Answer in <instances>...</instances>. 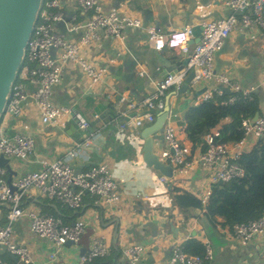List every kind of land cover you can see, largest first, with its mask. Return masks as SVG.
<instances>
[{
	"label": "crops",
	"instance_id": "crops-1",
	"mask_svg": "<svg viewBox=\"0 0 264 264\" xmlns=\"http://www.w3.org/2000/svg\"><path fill=\"white\" fill-rule=\"evenodd\" d=\"M227 1L100 0L106 7H116L122 13L141 18L144 26L127 30L122 40L104 39L90 48L92 60L107 68L104 84L95 91L82 86L80 67L69 64L61 83L54 88L52 99L77 109L97 132L86 155L71 160L75 169L86 171L97 164H108L115 178L123 179L121 198L111 209L99 202L97 196L87 193L82 209L73 211L69 207L63 208L59 202L46 200L33 190L23 205L25 209L34 208L46 214L55 211L59 214L56 217L67 225L80 218H86L88 222L79 246H64L58 258L53 260L54 249L49 242L32 232L29 218L20 219L15 226L16 240L29 246L35 264H77L81 251L89 248L95 236L110 243L111 252L106 256L110 264H129L124 249L133 244L145 247L142 264H169L174 247L185 246L189 240H199L211 248L212 257L206 259V264H264V236L243 244L234 238L233 229L212 223L205 214L206 207L185 212L175 203L174 197L180 191H187L200 200L201 193L210 186L204 167L198 161L201 144L193 145L184 130L187 111L203 101L197 92L206 88L205 83H190L183 93L179 92L181 87L170 88L164 97L165 102L169 99L171 112L179 116L176 136L193 162L175 170L167 182L162 181L165 176L160 171L143 161L142 132L151 124L145 112L126 117L115 108L117 100L123 96L131 101H143L154 92L158 81L186 65L187 57L180 50L169 47L156 50L149 42V28L169 33L223 18L231 13ZM63 3L68 17L75 16L81 21L88 16L73 0H63ZM58 28L66 31L65 26ZM68 37L72 38L74 34L69 33ZM215 66L218 73L252 90L264 110L263 29H247L238 23L217 54ZM107 90L112 91L110 96L106 94ZM123 108L127 109V106L123 105ZM8 122H5L8 134L22 131L36 141L35 152L29 159L9 164L14 170L12 178L41 170L45 164L65 157L71 146L85 138V132L76 121L70 128H67L69 120L64 128L44 126L30 105L26 106L24 115ZM230 122L231 119H226L224 124ZM1 123H4L3 119ZM249 138L251 151L258 141L254 143V137ZM163 145L164 134L161 132L155 137V152H160ZM6 214L7 208L0 204L2 221ZM149 222L158 226V230H154ZM113 247L117 253L112 251ZM2 256L9 262L8 256L11 257L14 264H25L8 254Z\"/></svg>",
	"mask_w": 264,
	"mask_h": 264
},
{
	"label": "built area",
	"instance_id": "built-area-1",
	"mask_svg": "<svg viewBox=\"0 0 264 264\" xmlns=\"http://www.w3.org/2000/svg\"><path fill=\"white\" fill-rule=\"evenodd\" d=\"M73 1L88 15L85 19L78 21L75 16L68 17L63 0H43L25 50L23 65L5 107L2 117L4 123H1L2 120L0 122V204L7 208L4 221L0 218V264H10L3 254L16 256L25 264H35L29 246L16 240V223L24 217L31 221L32 232L47 240L53 247V260L58 258L60 251L69 243L79 246L86 234V218L67 225L54 215L34 208L25 209L23 205L33 190L43 198L59 202L75 211L82 209L87 193L97 196L99 202L111 209L116 207L121 198L123 179L115 178L108 164H97L86 171L75 169L71 160L79 155H86V150L97 132L81 113L75 114L74 107L55 103L52 97L54 88L61 83L65 68L69 64L80 67L83 75L82 86L95 91L104 84L107 68L92 60L90 48L104 39L122 40L127 30L141 29L144 25L141 18L122 13L116 7H106L100 0ZM226 5L231 13L220 19L204 21L203 32L193 45L190 40L194 37V26H186L169 33L149 28V42L156 50L161 51L167 47L180 50L189 58V62L158 81L154 92L143 101H131L125 96L119 98L115 104L116 110L126 117H131L134 113L148 112L145 117L152 123L156 114L150 112L163 110L166 105V92L170 88H180L190 75H193L190 83H205L207 89L200 95L203 101L227 92L231 95L224 101L225 105L233 104L240 98L252 99V90L245 89L227 75L218 73L215 61L238 23L247 29L264 30V0H228ZM60 25L66 27L65 32L59 30ZM69 33L74 34V37H68ZM111 93V90L106 91L108 96ZM27 105L32 106L44 126L64 128L66 121L74 118L85 132V138L71 146L65 157L45 164L41 170L17 175L9 183L8 170L1 165V159H8L9 165L12 164L11 161H26L35 152L36 141L31 135L22 131L8 134L6 128L8 120H16L24 115ZM178 117V114L170 111L163 131L164 145L160 152H156L160 160L172 165L174 171L193 163L190 154L176 136ZM242 126L244 136L239 141H218L221 133L220 128H216L201 143L198 161L202 163L210 184L200 196L204 207L208 205L216 185L245 175L246 171L238 161L249 151L252 142L249 137H254V143L264 138V110L256 121L243 120ZM162 181L167 182V177H162ZM233 235L243 244L263 237L264 212L257 220L236 224ZM110 252V243L95 236L89 248L83 254L80 253L77 264H92L96 258H105ZM145 252V247L140 244L124 249L129 264H142ZM211 257L210 247L206 249V256H201L187 253L184 245L178 244L173 249L169 264H206V259Z\"/></svg>",
	"mask_w": 264,
	"mask_h": 264
},
{
	"label": "trees",
	"instance_id": "trees-1",
	"mask_svg": "<svg viewBox=\"0 0 264 264\" xmlns=\"http://www.w3.org/2000/svg\"><path fill=\"white\" fill-rule=\"evenodd\" d=\"M230 95L229 92L222 96L215 95L211 100L202 101L189 108L185 115L184 130L187 139L193 145L201 144L204 137L218 126L221 133L218 141H239L244 136L243 120H253L257 113L260 115L263 113L259 98L254 92H252V99L240 98L233 104L225 105L224 101ZM226 119H231V122L224 124ZM238 162L245 169V175L216 185L205 212L212 223H220L223 227L230 229H233L236 224L257 220L264 212V138L259 140L251 151L244 153ZM174 198L182 211L203 209L201 201L187 191H180ZM62 207L68 208L64 205ZM50 214L59 216L55 211ZM218 218L222 220L219 221ZM184 249L192 255L206 256L207 247L199 240H189ZM113 250L117 253L115 247L112 248ZM8 259L10 264H14L11 257L8 256ZM104 263H109L107 257L96 258L92 264Z\"/></svg>",
	"mask_w": 264,
	"mask_h": 264
},
{
	"label": "water",
	"instance_id": "water-1",
	"mask_svg": "<svg viewBox=\"0 0 264 264\" xmlns=\"http://www.w3.org/2000/svg\"><path fill=\"white\" fill-rule=\"evenodd\" d=\"M43 0H0V122L3 117L9 95L12 90L13 83L25 58V50L32 36L35 23L41 8ZM203 32V26H194V37L190 40V44H195ZM189 62V58L185 59V64ZM181 69V68H180ZM193 75H190L179 92L183 93L184 88L189 87ZM207 88L197 92L201 95ZM190 90L188 89L187 92ZM171 111V104L166 101V105L161 111H151L156 113V119L153 123L144 128L142 138L143 145V161L147 166L153 167L160 171L165 177L172 178L174 176V168L170 164L164 163L155 152V137L165 129ZM78 110L75 109V114ZM134 115V114H133ZM256 114L253 121L259 118ZM76 122L71 118L67 124V128ZM8 159L2 158L1 165L6 167L9 173V183H11L14 170L8 165ZM149 225L158 230V226L149 222ZM156 232V231H155ZM116 241V239H115ZM71 244V243H69ZM86 250H82L83 254ZM15 260H19L13 256Z\"/></svg>",
	"mask_w": 264,
	"mask_h": 264
},
{
	"label": "clouds",
	"instance_id": "clouds-1",
	"mask_svg": "<svg viewBox=\"0 0 264 264\" xmlns=\"http://www.w3.org/2000/svg\"><path fill=\"white\" fill-rule=\"evenodd\" d=\"M78 113H79V111H78ZM145 113H148V112H145ZM154 114H156V113H154ZM156 116H157V114H156ZM70 119H71V118H70ZM70 119H69V120H70ZM1 120H2V119H1ZM74 120H75V119H74ZM75 121H76V120H75ZM152 123H153V122H152ZM8 174H9V173H8ZM73 211H75V210H73Z\"/></svg>",
	"mask_w": 264,
	"mask_h": 264
}]
</instances>
